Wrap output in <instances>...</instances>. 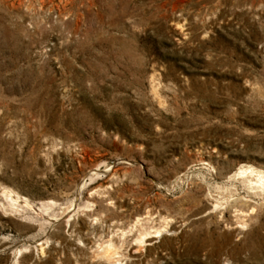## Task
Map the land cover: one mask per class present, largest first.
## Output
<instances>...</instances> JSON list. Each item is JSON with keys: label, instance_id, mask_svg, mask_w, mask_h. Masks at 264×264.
Wrapping results in <instances>:
<instances>
[{"label": "rangeland", "instance_id": "1", "mask_svg": "<svg viewBox=\"0 0 264 264\" xmlns=\"http://www.w3.org/2000/svg\"><path fill=\"white\" fill-rule=\"evenodd\" d=\"M263 183L264 0H0V264H264Z\"/></svg>", "mask_w": 264, "mask_h": 264}, {"label": "bare ground", "instance_id": "2", "mask_svg": "<svg viewBox=\"0 0 264 264\" xmlns=\"http://www.w3.org/2000/svg\"><path fill=\"white\" fill-rule=\"evenodd\" d=\"M260 181V180H259ZM258 182V181H257ZM261 182V181H260ZM254 184V183H253ZM259 185V184H258ZM263 185H264V183H263ZM259 187V186H258ZM263 187V186H262ZM258 189V188H257ZM7 191H8V189H6ZM6 190H4V191H6ZM3 191V190H2ZM3 191V192H4ZM9 192H10V190H9ZM13 193V192H12ZM15 193V192H14ZM9 196H10V198L12 199V201H14V200H16L17 198L15 197V198H13V196L12 195H10L9 194ZM17 196V195H16ZM19 198V197H18ZM22 198H23V196H22ZM18 200H21V199H18ZM11 201V200H10ZM11 201V202H12ZM17 201V200H16ZM19 202V201H18ZM13 203V202H12ZM26 203V202H25ZM46 208V207H45ZM138 220V219H137ZM140 220V219H139ZM138 220V221H139ZM143 220V219H142ZM163 220V219H162ZM147 221V220H146ZM164 222H161L158 226H156L152 231L149 229V227L151 226V225H154V224H151V225H148V224H146V223H142V222H140L138 225H136L135 223H134V226H135V228H136V240L138 241V242H142V241H145V239H144V236L145 235H147V234H149V233H151V232H159L161 229H160V226L161 225H163L164 223H166L167 224V222L165 221V220H163ZM145 222V221H144ZM148 222V221H147ZM160 222V221H159ZM150 224V223H149ZM165 224V225H166ZM133 226V225H132ZM152 227V226H151ZM133 228V227H132ZM128 230L130 231H132L133 232V230L132 229H129L128 228ZM135 230V229H134ZM124 233V232H123ZM126 233V232H125ZM134 235V234H133ZM114 238H115V235H112ZM111 236V237H112ZM120 236V235H119ZM116 240V239H115ZM118 240H116V244H118V242H117ZM42 244V243H41ZM43 245V244H42ZM42 245H35V249H36V251H37V253H40V252H42V249L45 247L44 245V247L42 246ZM130 246V245H129ZM114 249V242H112V239L111 240H109V244L107 245V246H105V247H103L102 248V250H101V254L102 255H104L106 258H113V254L115 253V251L113 250ZM21 249H19V251H20ZM43 253V252H42ZM116 254V253H115ZM117 259V258H116Z\"/></svg>", "mask_w": 264, "mask_h": 264}, {"label": "water", "instance_id": "3", "mask_svg": "<svg viewBox=\"0 0 264 264\" xmlns=\"http://www.w3.org/2000/svg\"><path fill=\"white\" fill-rule=\"evenodd\" d=\"M34 245H39V243L35 240L33 241Z\"/></svg>", "mask_w": 264, "mask_h": 264}]
</instances>
